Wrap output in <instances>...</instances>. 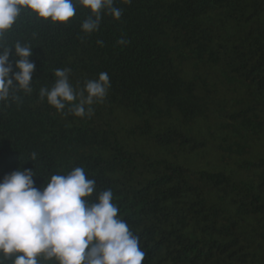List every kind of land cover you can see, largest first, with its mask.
Wrapping results in <instances>:
<instances>
[{"label":"trees","instance_id":"obj_1","mask_svg":"<svg viewBox=\"0 0 264 264\" xmlns=\"http://www.w3.org/2000/svg\"><path fill=\"white\" fill-rule=\"evenodd\" d=\"M73 3L67 23L22 9L0 38L13 72L17 41L35 65L31 93L0 101V181L31 169L43 190L81 167L96 182L84 199L112 191L142 264H264V0H113L121 18L102 10L90 34ZM63 68L76 91L108 74L90 117L39 98Z\"/></svg>","mask_w":264,"mask_h":264},{"label":"clouds","instance_id":"obj_2","mask_svg":"<svg viewBox=\"0 0 264 264\" xmlns=\"http://www.w3.org/2000/svg\"><path fill=\"white\" fill-rule=\"evenodd\" d=\"M77 2L91 12L81 24L86 34L98 30L102 10L115 20L123 14L121 8L113 6V0ZM22 9L54 23H67L76 14L73 0H0V38L11 30ZM129 42L124 37L116 41L121 46ZM96 43L103 46L102 40ZM11 47L19 58L15 61L18 71L13 72L8 61L10 47L0 45V101L19 99L17 92L32 91L35 65L28 59L31 47L19 41ZM70 71L56 69L53 86L41 87L39 98H46L58 112L65 109V102L71 105L78 99L79 103L69 107L68 112L90 117L91 105L102 103L107 95L109 76L100 72L98 79L86 80L76 91L68 81ZM36 155L31 153L30 159L35 160ZM33 175L31 169H18L0 181V253L4 259L11 264H41V260L55 264H142L145 253L139 237L119 218L110 189L101 191L89 204L84 198L92 196L96 182L86 176L83 168L76 167L67 175H51L43 190L34 186Z\"/></svg>","mask_w":264,"mask_h":264}]
</instances>
